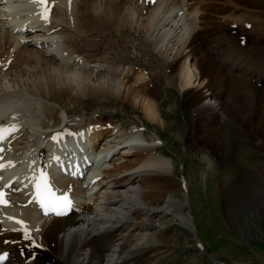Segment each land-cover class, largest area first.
Here are the masks:
<instances>
[{
  "label": "bare ground",
  "instance_id": "obj_1",
  "mask_svg": "<svg viewBox=\"0 0 264 264\" xmlns=\"http://www.w3.org/2000/svg\"><path fill=\"white\" fill-rule=\"evenodd\" d=\"M146 1L141 10H129L131 0H0V107L25 113L15 119L0 109V127L18 129L0 147L20 177L7 187L0 183L7 201L0 203V258L11 252L4 264H158L153 258L160 246L172 245L167 229L156 230L167 212L196 237L193 217L184 213L188 181L172 179L174 159L159 153L158 130L151 136L145 128H128L112 113L73 114L66 104L127 102L155 128H165L156 99L165 73L147 74L145 62L113 57L120 47L115 34L124 29L139 39L132 49L150 47L151 64L161 62L174 74L170 83L195 114L189 138L204 161L211 162L210 151L220 160L228 228L250 237L258 225L254 213L263 219L262 201L240 185L264 174V0ZM85 119L96 123L84 126ZM70 132L78 146L89 137L103 163L90 186L70 176L53 181L79 205L77 212L51 219L28 204L23 177L35 157L44 170L52 137ZM70 149L65 146L68 159ZM258 153L259 161L250 160ZM195 246L203 249L198 240Z\"/></svg>",
  "mask_w": 264,
  "mask_h": 264
},
{
  "label": "rangeland",
  "instance_id": "obj_2",
  "mask_svg": "<svg viewBox=\"0 0 264 264\" xmlns=\"http://www.w3.org/2000/svg\"><path fill=\"white\" fill-rule=\"evenodd\" d=\"M143 1L131 0L129 10H134L135 8V10H141L144 6ZM82 9L85 10V7ZM78 12L76 13L78 14ZM90 19H85V22H91L92 20ZM115 35H117L116 38L114 37L116 44L118 43L120 47L118 52L114 50L116 54L113 57L119 54L125 58H130L135 65L144 64L145 62L148 65L145 69L147 74L152 72L164 75L165 73L159 85L160 90L156 96V99L161 101V109L166 115L165 128L160 125V129L155 128L145 119L142 111H139L127 102L122 104L116 100H110L106 105H102L103 103L101 104L100 102H96L95 99L91 100L88 98L80 102L67 100L66 104L71 107L73 114L78 113V115L94 116L102 114L105 118L112 113L117 120L126 121L129 124L128 128H132L134 125L138 128H145L147 134H151V136L154 135L157 129L156 140H159L158 137L161 138L159 140V143H161L159 153L171 156L170 158L174 159L175 170L172 174V179L178 183L184 178L188 181L189 196L187 198L188 204L184 207V213H190L191 217H193L196 237H193L192 232L187 226L181 225L174 215L167 212L163 222L157 223V228L162 227V229L158 228L156 230L167 229V236L170 237L168 240H171L170 243L172 245H168L171 248L165 250H162V248L166 246L161 245L158 255L153 258V261H158V264H162V261L165 264H264V209H262L261 213L263 219L254 213V216L260 220L257 219V226L253 225L250 237H246L245 234L228 228L225 221L224 198H222L219 188L222 167L220 160L210 151L208 153L213 163L211 164L207 160L204 161V154L196 146L194 140L189 138V134L192 133V129L196 125L195 114L184 103L183 93L177 91V87L170 83V78L174 74L170 72V69H164L161 62H157L155 66L151 64L153 51L149 49L150 47L139 46L142 48L140 52L132 49L134 42L137 45L139 39L136 36H132L128 32V29H124L122 35ZM91 37H93V40L103 39L98 38L97 35L93 36V34ZM123 46L125 48L124 53L120 52ZM142 57H145V59ZM99 106L103 107V109H99ZM113 109L118 110L115 111ZM95 123L96 121L91 119L84 120V126H92ZM261 157V154L258 153L250 160L259 161ZM117 161L114 163H117ZM243 179L245 178L242 176L240 184L243 182ZM247 184L243 182L240 185L242 190L246 194L249 193V195L252 193L257 194L258 198L255 195L251 196H254L258 201H262L261 204H264L263 171L261 175L250 176ZM129 188L127 186V189ZM261 195L262 198L260 197ZM209 202H211V205ZM167 211H170V209H167ZM259 226L260 229L258 228ZM197 240L201 243L203 249L195 246ZM178 242L182 244L179 245Z\"/></svg>",
  "mask_w": 264,
  "mask_h": 264
},
{
  "label": "snow or ice",
  "instance_id": "obj_3",
  "mask_svg": "<svg viewBox=\"0 0 264 264\" xmlns=\"http://www.w3.org/2000/svg\"><path fill=\"white\" fill-rule=\"evenodd\" d=\"M34 2H39L42 4H46L47 0H34ZM70 2V0H69ZM154 2V0H153ZM44 18L47 20L48 15L45 14ZM18 129H16L15 126H8V127H0V140L5 139L6 134L10 132H14ZM68 135H76L75 133H68ZM82 135V134H80ZM62 134H57L56 136H53L52 139L59 141L62 139ZM0 151H3V149H0ZM40 183L37 184V198L39 199V202L41 204V207L44 208L45 214L54 213L56 215H63L65 212L69 209L71 205V201L69 197L67 196H54L51 191V185L49 182V177L46 174L41 175L40 177ZM6 194L3 192H0V203H7L5 199ZM9 219H14L12 217H9ZM18 224H23V221L16 220L15 221ZM27 238L31 239L30 234H28Z\"/></svg>",
  "mask_w": 264,
  "mask_h": 264
}]
</instances>
